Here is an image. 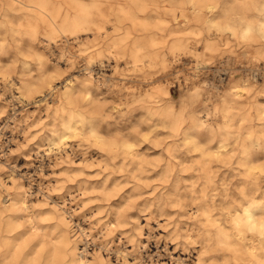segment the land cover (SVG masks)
I'll use <instances>...</instances> for the list:
<instances>
[{
  "label": "clouds",
  "instance_id": "clouds-1",
  "mask_svg": "<svg viewBox=\"0 0 264 264\" xmlns=\"http://www.w3.org/2000/svg\"><path fill=\"white\" fill-rule=\"evenodd\" d=\"M0 264H264V0H0Z\"/></svg>",
  "mask_w": 264,
  "mask_h": 264
}]
</instances>
